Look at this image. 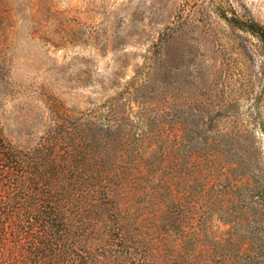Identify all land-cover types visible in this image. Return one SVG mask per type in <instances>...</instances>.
<instances>
[{"label": "rangeland", "instance_id": "obj_1", "mask_svg": "<svg viewBox=\"0 0 264 264\" xmlns=\"http://www.w3.org/2000/svg\"><path fill=\"white\" fill-rule=\"evenodd\" d=\"M250 22L264 28V0H0V150L31 148L65 114L63 130L103 129L111 104L132 140L161 117L264 169V49ZM206 214L202 239L221 242L233 220L216 197Z\"/></svg>", "mask_w": 264, "mask_h": 264}, {"label": "trees", "instance_id": "obj_2", "mask_svg": "<svg viewBox=\"0 0 264 264\" xmlns=\"http://www.w3.org/2000/svg\"><path fill=\"white\" fill-rule=\"evenodd\" d=\"M242 25L264 49V28ZM108 107L103 129L63 130L65 114L31 148H1L0 264H264L262 161L161 117L132 140ZM215 197L234 228L210 244Z\"/></svg>", "mask_w": 264, "mask_h": 264}]
</instances>
